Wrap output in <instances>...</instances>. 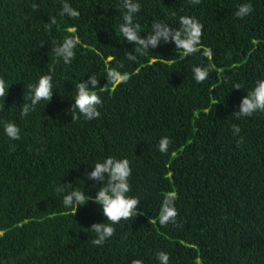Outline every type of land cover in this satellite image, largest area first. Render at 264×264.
Returning a JSON list of instances; mask_svg holds the SVG:
<instances>
[{
    "label": "trees",
    "instance_id": "1",
    "mask_svg": "<svg viewBox=\"0 0 264 264\" xmlns=\"http://www.w3.org/2000/svg\"><path fill=\"white\" fill-rule=\"evenodd\" d=\"M63 2L79 17L61 16ZM135 2L141 38L155 22L177 29L187 16L203 25L200 51L180 59L174 43H161L127 60L136 45L119 31L122 0H0V78L10 88L4 108L0 99V264H160L159 252L169 264H264V112L233 116L264 79V0ZM245 3L253 11L238 18ZM66 36L79 40L69 64L52 52ZM208 65L197 83L193 69ZM113 69L130 80L95 89L99 118L72 120L78 83L95 75L104 87ZM43 75L53 78L52 100L22 116L28 86ZM6 122L19 127V140L5 134ZM163 137L171 140L165 153ZM108 157L129 161L128 195L142 215L113 225L97 246L89 229L106 223L102 205L89 201L75 214L63 196L79 190L94 199L102 184L86 173ZM168 193L177 223L162 226Z\"/></svg>",
    "mask_w": 264,
    "mask_h": 264
},
{
    "label": "clouds",
    "instance_id": "2",
    "mask_svg": "<svg viewBox=\"0 0 264 264\" xmlns=\"http://www.w3.org/2000/svg\"><path fill=\"white\" fill-rule=\"evenodd\" d=\"M193 5H198L201 0H189ZM33 10L38 8V5H31ZM122 8L125 10L123 14V23L119 25V31L126 39L127 43L135 44L134 54L127 52L126 59L135 61L138 55H147L149 49H155L161 43H174L176 49L183 52L180 59H184L189 55H194L200 51L201 38L203 35V25L195 18L182 16L179 19L180 27L173 29L167 24L159 22L153 23L151 34L145 38H141V27L137 23H133L134 15L141 10V5L135 0H122ZM253 6L250 3H245L239 6L235 15L238 18H244L251 14ZM61 16L67 15L70 18H78L79 12L71 7L67 2L62 3ZM49 29L56 25L55 17H50ZM69 32H75V28H70ZM55 43V42H54ZM79 43L78 38L66 36L62 43L57 44L52 48V52L56 57L62 58L65 64H69L75 58V49ZM206 55H211L209 49ZM122 67V65H120ZM212 66H198L193 69L194 79L197 83L205 81L211 71ZM51 71V70H50ZM108 84L104 87H98L99 79L95 75L89 76L87 81H81L77 85V95L72 103L70 111L73 113L72 120L79 119L81 116L86 120L99 118L100 112L98 107L102 104L100 95L95 89H106L109 84L127 83L131 75L129 73H121L115 69L107 73ZM51 75H43L39 78L38 83L29 85L28 100L30 103H23L21 115L27 116L30 112L35 111L36 105L41 101L50 102L53 97V83ZM91 85V88H89ZM236 89H241L240 84L233 86ZM9 86L3 78H0V99L4 102L9 94ZM264 112V79L258 80L254 89L247 93L242 100L239 111L233 113L236 118L251 117L256 112ZM233 131L239 134L238 126L233 127ZM4 132L11 140L20 139V129L13 122L4 124ZM242 143V141L238 142ZM171 140L168 137H163L159 141V151L165 153L168 151ZM91 173H86L87 177L92 180L100 181V187L96 197L93 199L85 195L84 191L72 190L63 196V206L70 208L75 214L80 206L86 205L89 201L102 205L103 215L106 217V223L93 224L90 231L96 234V239L93 244L101 246L105 241L115 234L113 225L118 224L121 220H129L137 215H142L137 211L140 200L136 197H131L128 193L131 191L129 179L132 175V169L127 159H117L108 157L103 162H97ZM72 184H61L56 188L58 193H65L66 189L72 188ZM176 194L168 193L162 203L159 213V224L167 226L168 224H176L178 211L175 207ZM157 258L160 264H169V255L165 252H159ZM132 264H143L142 260H133Z\"/></svg>",
    "mask_w": 264,
    "mask_h": 264
}]
</instances>
